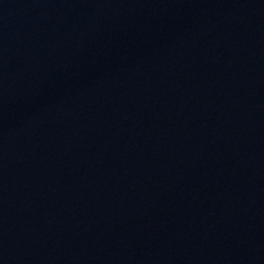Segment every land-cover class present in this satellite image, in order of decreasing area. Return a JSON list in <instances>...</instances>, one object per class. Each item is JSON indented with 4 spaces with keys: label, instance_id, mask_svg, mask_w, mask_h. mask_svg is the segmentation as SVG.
<instances>
[{
    "label": "water",
    "instance_id": "obj_1",
    "mask_svg": "<svg viewBox=\"0 0 264 264\" xmlns=\"http://www.w3.org/2000/svg\"><path fill=\"white\" fill-rule=\"evenodd\" d=\"M0 264H264V0H0Z\"/></svg>",
    "mask_w": 264,
    "mask_h": 264
}]
</instances>
